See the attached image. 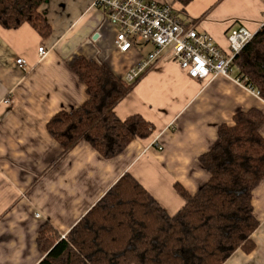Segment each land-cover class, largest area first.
<instances>
[{
	"label": "crops",
	"instance_id": "1",
	"mask_svg": "<svg viewBox=\"0 0 264 264\" xmlns=\"http://www.w3.org/2000/svg\"><path fill=\"white\" fill-rule=\"evenodd\" d=\"M41 12L51 27L45 39L27 25L0 27V264H37L43 258L36 244L40 226L48 223L65 236L125 173L168 214L176 213L183 201L174 185L193 195L209 178L199 157L216 144L218 127L231 126L235 114L250 109L264 114V102L234 80H194L176 63L160 61L114 109L121 119L139 114L151 123V139L131 142L111 160L85 142L63 152L46 123L87 100L72 62L96 59L122 78L143 51L116 50V31L93 0H47ZM180 18L227 53L229 30L256 32L264 24V0H193ZM17 59L25 65L19 67ZM236 74L233 70L232 78ZM261 134L264 138V125ZM158 135L162 152L149 147ZM252 206L259 223L252 235L255 250L237 251L225 264H264V179Z\"/></svg>",
	"mask_w": 264,
	"mask_h": 264
},
{
	"label": "trees",
	"instance_id": "2",
	"mask_svg": "<svg viewBox=\"0 0 264 264\" xmlns=\"http://www.w3.org/2000/svg\"><path fill=\"white\" fill-rule=\"evenodd\" d=\"M46 1L0 0V27L27 25L41 39L49 37L51 27L41 12ZM172 1L174 12L181 14L193 0ZM133 49L142 50V58L152 48L142 44ZM71 67L86 88L87 100L46 123L63 152L85 142L111 160L131 142L152 138L154 127L141 115L121 119L114 112L135 82L127 84L105 64L82 57ZM233 67L264 102V25L234 58ZM232 122L218 127L216 144L199 157L209 174L207 182L193 195L174 185L183 201L176 213L168 214L125 173L64 238L48 223L40 226L36 244L43 258L37 264H225L237 251L251 254L252 235L259 227L252 195L264 179V114L250 109L235 114Z\"/></svg>",
	"mask_w": 264,
	"mask_h": 264
},
{
	"label": "built area",
	"instance_id": "3",
	"mask_svg": "<svg viewBox=\"0 0 264 264\" xmlns=\"http://www.w3.org/2000/svg\"><path fill=\"white\" fill-rule=\"evenodd\" d=\"M93 6L104 12L106 23L116 31L113 45L120 54L142 44L152 48L125 73L123 79L127 84L136 82L160 61L175 62L195 80L231 79L234 58L254 36L244 28L231 31L227 36L229 52L224 54L208 34L186 26L169 4L154 0H93ZM38 53L43 57L44 47H38ZM93 61L99 63L96 59ZM16 64L21 67L25 62L17 59ZM234 82L258 96L242 79ZM152 145L163 150L158 141Z\"/></svg>",
	"mask_w": 264,
	"mask_h": 264
},
{
	"label": "rangeland",
	"instance_id": "4",
	"mask_svg": "<svg viewBox=\"0 0 264 264\" xmlns=\"http://www.w3.org/2000/svg\"><path fill=\"white\" fill-rule=\"evenodd\" d=\"M154 1H155V0H154ZM156 2H158V1H156ZM160 3H166V2H160ZM166 4H169V3H166ZM169 5H170V4H169ZM171 8H172V7H171ZM173 11H174V10H173ZM175 14H177V16L180 18V14H178V13H176V12H175ZM180 19H181V18H180ZM181 20H182V19H181ZM182 21H183V20H182ZM189 23L191 24V25H189V26L194 27V28L196 27V25L194 26V23H193L192 21L189 22ZM263 25H264V24H263ZM263 25H262V26H263ZM262 26H261V27H262ZM261 27H260V28H261ZM239 28H242V27H239ZM239 28H235V29H231V30H229V31L227 32V34H226V41H227V36L230 34V32L233 31V30H237V29H239ZM260 28H259V29H260ZM195 29H196L198 32H203V31L198 30L197 28H195ZM259 29H258V30H259ZM245 30H246V29H245ZM258 30H257V31H258ZM247 31H248V30H247ZM257 31H256V32H257ZM256 32H250V33L255 34ZM212 41H213V40H212ZM213 43H214V42H213ZM227 43H228V42H227ZM214 44H215V43H214ZM215 46H216V45H215ZM216 47H217V46H216ZM219 49H220V48H219ZM220 50H221V49H220ZM221 51H222V50H221ZM222 52H223V51H222ZM228 52H229V50H228ZM228 52H227V53H224V52H223V53H224V54H228ZM154 66H155V65H154ZM231 70H232V71L235 70L234 67H233V63H232V69H231ZM232 71H231V74H232ZM231 79L234 80V79H240V78H237V76H236V78H232V76H231ZM194 80H195V79H194ZM242 80L244 81V79H242ZM132 88H133V85H132ZM252 90H253V89H252ZM253 91H254V90H253ZM130 92H131V91H130ZM254 92H255V91H254ZM255 93H257V92H255ZM258 97H259V96H258ZM155 141H158V142H159V135L156 136L155 138H153V139L150 141L151 144H150L149 147H153L152 143L155 142ZM154 148H155V146H154ZM155 149H156V148H155ZM156 150H157V149H156ZM157 151H159V150H157ZM159 152H162V150L159 151ZM82 217H83V216H82Z\"/></svg>",
	"mask_w": 264,
	"mask_h": 264
}]
</instances>
